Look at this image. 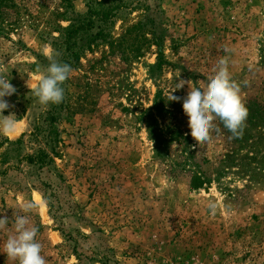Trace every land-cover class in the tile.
I'll return each instance as SVG.
<instances>
[{"label":"rangeland","instance_id":"rangeland-1","mask_svg":"<svg viewBox=\"0 0 264 264\" xmlns=\"http://www.w3.org/2000/svg\"><path fill=\"white\" fill-rule=\"evenodd\" d=\"M6 1L0 74L17 91L3 115L17 126L0 134V264H18L3 247L17 214L48 264H264V0H124L104 38L79 42L53 142V104L26 82L61 61L63 31L99 0ZM224 56L249 112L243 136L217 118L198 145L188 85L168 97L180 79L203 88ZM40 151L44 165L31 161Z\"/></svg>","mask_w":264,"mask_h":264},{"label":"clouds","instance_id":"clouds-1","mask_svg":"<svg viewBox=\"0 0 264 264\" xmlns=\"http://www.w3.org/2000/svg\"><path fill=\"white\" fill-rule=\"evenodd\" d=\"M49 64L43 68H37L40 76L37 82L28 80L27 87L32 95L37 98L40 105L47 107L49 104H60L65 98L64 83L74 71L72 66L50 56ZM229 57H221L213 68V75L208 78V83L203 87H195L190 80H178L175 88L168 97L169 101L181 100L172 95L178 89L188 85L189 91L183 98V112L189 118L188 126L190 134L198 145L210 141L212 132L216 128L217 118L223 123L233 139L242 138L248 108L241 97V86L235 81L229 71ZM16 88L10 83V79L0 74V134L9 135L16 130L17 117L14 113L3 115L10 107L4 99L16 92ZM214 207V206H212ZM37 205L31 201L21 204L23 213H31ZM9 219L0 218V230H4ZM14 234L9 235L4 243V253L18 264H48L42 255V244L37 241L38 228L31 224L28 215H15L13 221Z\"/></svg>","mask_w":264,"mask_h":264},{"label":"trees","instance_id":"trees-1","mask_svg":"<svg viewBox=\"0 0 264 264\" xmlns=\"http://www.w3.org/2000/svg\"><path fill=\"white\" fill-rule=\"evenodd\" d=\"M125 4L124 0H99L92 2L81 20L70 25L63 31L64 35L60 44L63 45L64 51L61 62L68 63L71 66L77 65L81 53L79 42L84 38H91L92 41L104 38L106 29L111 25L112 20L123 9ZM2 7H9L6 0H0V18L4 17ZM94 28L96 30L95 32H93ZM64 105L53 104L51 110L47 112L48 117L45 120L50 121L51 124L48 133L51 142L54 141L55 130L52 127L58 117V109ZM47 158L48 155L44 151H40L31 161L44 165L46 164Z\"/></svg>","mask_w":264,"mask_h":264}]
</instances>
